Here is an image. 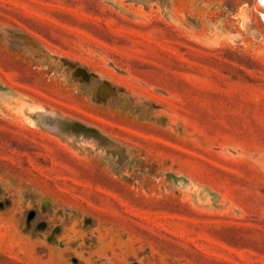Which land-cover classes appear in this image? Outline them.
Here are the masks:
<instances>
[{
    "label": "rangeland",
    "instance_id": "rangeland-1",
    "mask_svg": "<svg viewBox=\"0 0 264 264\" xmlns=\"http://www.w3.org/2000/svg\"><path fill=\"white\" fill-rule=\"evenodd\" d=\"M0 264H264V0H0Z\"/></svg>",
    "mask_w": 264,
    "mask_h": 264
}]
</instances>
